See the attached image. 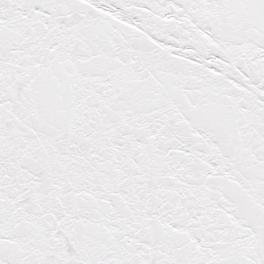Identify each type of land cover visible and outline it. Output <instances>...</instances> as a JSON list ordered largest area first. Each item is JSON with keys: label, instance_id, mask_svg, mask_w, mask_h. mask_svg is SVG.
Here are the masks:
<instances>
[{"label": "snow or ice", "instance_id": "1", "mask_svg": "<svg viewBox=\"0 0 264 264\" xmlns=\"http://www.w3.org/2000/svg\"><path fill=\"white\" fill-rule=\"evenodd\" d=\"M0 264H264V0H0Z\"/></svg>", "mask_w": 264, "mask_h": 264}]
</instances>
